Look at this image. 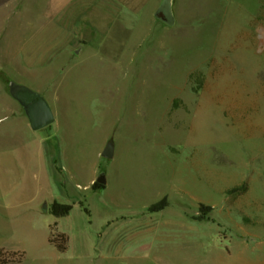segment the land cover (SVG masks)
Segmentation results:
<instances>
[{
    "label": "rangeland",
    "instance_id": "obj_1",
    "mask_svg": "<svg viewBox=\"0 0 264 264\" xmlns=\"http://www.w3.org/2000/svg\"><path fill=\"white\" fill-rule=\"evenodd\" d=\"M46 2L0 12V260L264 259V0H168L170 24L128 30L148 40L138 51L125 33L110 53L108 34L82 57L54 48L68 32L61 19L37 36ZM67 13L83 35V11ZM15 84L46 99L53 125L32 130ZM55 202L70 215L55 217ZM53 229L69 237L67 253Z\"/></svg>",
    "mask_w": 264,
    "mask_h": 264
},
{
    "label": "crops",
    "instance_id": "obj_2",
    "mask_svg": "<svg viewBox=\"0 0 264 264\" xmlns=\"http://www.w3.org/2000/svg\"><path fill=\"white\" fill-rule=\"evenodd\" d=\"M35 2V0H28V2ZM38 3L41 0H36ZM168 0H50L46 2L45 16H38L35 18L38 22L37 36L45 32L47 27L49 28L53 23H56L58 19L62 20V23L67 27H63L62 30L68 29V32H62L60 34L53 35L54 48L58 49L59 53L71 52L73 56L82 57L83 53L89 47H94L96 50L101 49L100 44L105 42V38L110 34V38L115 35V44L109 48L110 53H116L118 50L121 52L124 50L122 44L124 34L128 33L130 29L133 32L138 33L137 27L141 24L147 25L153 24L156 28L162 29V24L157 22V13L161 10ZM22 0H4L0 3V12L3 15L8 10L14 11L15 8L21 4ZM149 4H151L149 6ZM41 5V4H40ZM79 7V10L83 11V18L85 28L88 29L83 35L73 33L72 27L75 25V20L72 16L68 15V11L74 7ZM149 6V7H147ZM43 7V5H41ZM32 7L29 8L31 13ZM148 15H145V12ZM33 14V13H32ZM131 16H135L134 20ZM145 17V18H143ZM131 18L132 22L128 19ZM139 18V19H138ZM52 27V26H51ZM136 29H134V28ZM146 27V26H145ZM56 26L53 24V30ZM85 29V30H86ZM84 30V31H85ZM140 30V29H138ZM130 34L132 37L131 47L127 48L128 51H138L144 43L148 40L145 39V34L137 35L135 33ZM65 33V34H64ZM144 36V38H142ZM102 40V41H100ZM118 41H120V47L118 48ZM6 57V54L4 55ZM264 264V259L247 258L243 260L226 259L216 264Z\"/></svg>",
    "mask_w": 264,
    "mask_h": 264
},
{
    "label": "water",
    "instance_id": "obj_3",
    "mask_svg": "<svg viewBox=\"0 0 264 264\" xmlns=\"http://www.w3.org/2000/svg\"><path fill=\"white\" fill-rule=\"evenodd\" d=\"M157 18L170 24L171 18L167 9H162L157 13ZM12 97L18 101L25 109L30 125L33 131H41L55 123V115L46 101L38 92L28 88L25 85L15 84L11 87ZM114 156L113 144H108L103 152V157L112 159ZM97 183L103 186L107 185L105 175L97 179Z\"/></svg>",
    "mask_w": 264,
    "mask_h": 264
},
{
    "label": "trees",
    "instance_id": "obj_4",
    "mask_svg": "<svg viewBox=\"0 0 264 264\" xmlns=\"http://www.w3.org/2000/svg\"><path fill=\"white\" fill-rule=\"evenodd\" d=\"M105 189V186L95 183L93 186V190L94 191H100ZM165 204L166 202L163 201L159 204L153 205L152 207H150L149 211L151 213H156V212H161L165 209ZM82 208L84 209L85 213L90 217V211L86 208H84V206L81 204ZM205 209H209V208H205L204 206H202V211H204ZM52 214L57 217V218H62V217H66L68 215H70L71 211H72V206L70 205H64V204H60L58 202H55L52 205ZM69 242L70 239L69 237L64 234V233H60L58 232L56 229L52 230L51 233V237H50V243L56 247V249L58 250L59 253L61 254H65L67 253L68 249H69ZM21 260L17 261L16 259H11L10 261H4L2 262L0 260V264H11V263H17V262H21Z\"/></svg>",
    "mask_w": 264,
    "mask_h": 264
},
{
    "label": "bare ground",
    "instance_id": "obj_5",
    "mask_svg": "<svg viewBox=\"0 0 264 264\" xmlns=\"http://www.w3.org/2000/svg\"><path fill=\"white\" fill-rule=\"evenodd\" d=\"M231 65V64H230ZM225 71V70H224ZM226 75V74H225ZM240 75V74H239ZM235 77V76H234ZM230 79V78H229ZM197 80V79H196ZM224 80V79H223ZM262 81V80H261ZM249 84V83H248ZM254 84V83H253ZM251 87V86H250ZM236 92V91H235ZM211 94V93H210ZM213 97V96H212ZM246 126V125H245ZM252 128V127H251ZM259 129V128H258ZM245 131V130H244ZM257 131V130H256Z\"/></svg>",
    "mask_w": 264,
    "mask_h": 264
},
{
    "label": "flooded vegetation",
    "instance_id": "obj_6",
    "mask_svg": "<svg viewBox=\"0 0 264 264\" xmlns=\"http://www.w3.org/2000/svg\"><path fill=\"white\" fill-rule=\"evenodd\" d=\"M162 9H167V7H166V6H163V7L161 8V10H162ZM161 10H160V11H161ZM167 10H168V9H167Z\"/></svg>",
    "mask_w": 264,
    "mask_h": 264
}]
</instances>
